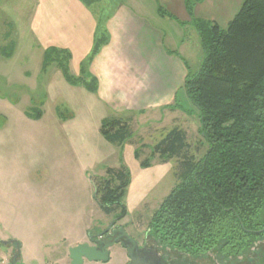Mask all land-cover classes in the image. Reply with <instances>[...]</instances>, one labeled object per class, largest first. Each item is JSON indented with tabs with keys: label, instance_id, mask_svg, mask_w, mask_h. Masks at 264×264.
Instances as JSON below:
<instances>
[{
	"label": "crops",
	"instance_id": "1",
	"mask_svg": "<svg viewBox=\"0 0 264 264\" xmlns=\"http://www.w3.org/2000/svg\"><path fill=\"white\" fill-rule=\"evenodd\" d=\"M132 1L139 9L118 0L100 21L92 1L37 0L30 18L34 36L30 45L41 56L38 69L15 73L19 79L30 80L22 83L23 91L43 87L44 98H25L26 105L21 107L19 99L7 101L0 96V103L14 110L17 124L28 128L22 133L0 136L5 150L0 151V170H7L15 180L5 192L6 210L0 208V225L15 216L19 222L26 216L31 221L24 231L1 234L0 239L14 238L29 252L56 251L59 256L49 264H66L68 248L88 239L87 184L92 192V183L86 178L89 170L98 168L96 176H100L107 167L124 164L130 173L124 198L131 190L130 198L137 196L131 207L137 206L152 191V161L147 167L140 165V160L150 154L149 146L139 147L140 157L135 156V148L146 144L143 136L161 135L176 126L184 130L188 141L182 122L188 118L187 109L178 103V95L182 93L189 100L183 83L190 71L183 54L196 57L193 45L200 54V34L184 0H161L164 5L159 0ZM175 3L180 5L181 18L173 12ZM241 3L242 0H202L194 5L193 18L226 27ZM158 6L166 14H160ZM98 31L104 41L90 57ZM166 38L174 49L165 47ZM49 47L66 50L70 74L94 80L96 90L88 89L83 82H68L55 62L43 67L44 51ZM0 115L2 128L8 115ZM108 116L126 120L132 136L121 143L106 139L99 127ZM2 153L6 154L4 159ZM169 161L156 169L164 172V164ZM7 245L14 249V244Z\"/></svg>",
	"mask_w": 264,
	"mask_h": 264
},
{
	"label": "trees",
	"instance_id": "2",
	"mask_svg": "<svg viewBox=\"0 0 264 264\" xmlns=\"http://www.w3.org/2000/svg\"><path fill=\"white\" fill-rule=\"evenodd\" d=\"M201 1L184 0L203 57L198 70L187 73L183 88L197 109L206 150L196 157L184 130L175 126L149 145L140 165L149 166L155 156L176 161L175 184L148 220L154 243L191 257L216 249L227 256L244 252L264 234V0H242L226 27L193 18V7ZM158 11L166 14L161 6ZM103 41L98 31L90 57ZM68 59L66 50L49 47L42 66L55 62L68 82H83L95 91L94 80L70 74ZM99 130L113 143L132 136L126 120L117 116L103 118ZM143 145L135 148L136 158ZM129 182L124 164L92 177L93 199L103 213L113 214L110 225L127 213L123 198Z\"/></svg>",
	"mask_w": 264,
	"mask_h": 264
},
{
	"label": "rangeland",
	"instance_id": "3",
	"mask_svg": "<svg viewBox=\"0 0 264 264\" xmlns=\"http://www.w3.org/2000/svg\"><path fill=\"white\" fill-rule=\"evenodd\" d=\"M92 1V9L95 12L99 13L100 21H103L107 13L113 8V6L118 2V0H90ZM131 3L137 8L138 5L132 0H120ZM37 0H0V96L6 98L7 101H11L13 99H19L18 105L24 107L26 104L24 99H43L44 96V88H39L38 91H23L21 85L22 83H29L30 80H25L20 78L19 75L15 72L24 70H29L31 73L35 72L38 69V62L41 59V56L36 51V48L31 47L32 39L34 36L32 35V27L30 23V18H32V14L37 7ZM159 3L161 0H159ZM164 5V4H162ZM194 8V7H193ZM173 12L178 16L182 17V13L180 12V5L173 4ZM194 17V15H193ZM32 32V33H31ZM165 47L167 49H174L172 43H169L167 38L164 41ZM194 52L197 54L196 57H188L185 53L183 57L186 59L188 64V69L190 72H195L197 70L198 65L202 59V49L200 50V54L194 47ZM10 53V54H6ZM12 55V56H11ZM10 56L11 58H9ZM9 59H8V58ZM24 76V75H23ZM38 81L40 80V75L38 76ZM43 79V77H42ZM47 79V77H46ZM43 81H45L43 79ZM19 84V85H18ZM43 86V85H42ZM26 90V89H25ZM27 93V94H25ZM179 93L178 95V103L181 104L182 107L186 108L185 112L186 120H182L184 123L183 126L187 129V137L188 141L191 144L192 151L196 155V157H200L206 150V144L203 142L199 132H197V126H199L198 121V112L194 109V105L190 103L188 99H185ZM46 95V94H45ZM43 96V97H42ZM47 97V95H46ZM183 97V98H182ZM182 98V99H181ZM32 105H35L34 101ZM5 103H0V114L6 113L8 115V122L5 123L2 128L1 125L3 122V116L0 115V136L4 137L7 135L22 133L24 130L28 128L17 124V118L14 116V110H11ZM38 106V105H37ZM191 108V109H190ZM63 110V109H62ZM64 113H68L63 110ZM180 121V120H178ZM3 122V123H2ZM179 125H182L181 122H178ZM6 125V126H5ZM152 131L154 129V125H152ZM158 133H152V136L144 135L146 146L152 145L157 140L160 139L161 135ZM152 137L150 139V137ZM151 140V141H150ZM143 145V146H144ZM0 151L3 152L4 146L0 143ZM5 153H2V159L5 157ZM146 156H149L146 155ZM112 162L113 160H108ZM152 161V191L148 193V196L139 203L137 206L131 207V204L136 203L137 196L134 198H130L129 193L125 198H123V203L128 206V213L125 217L119 220L115 225L119 227H123L126 232H128L129 236L133 237L138 245L142 242H145L144 246L152 245L155 247L161 255L162 261H166V257H175L178 256V251L170 250V249H162L158 245H156L152 239V237L148 234L147 225L148 220L152 211L158 206L159 202L166 195V193L170 190V188L175 184V175L174 169L176 161L175 159H171L169 162L164 164L165 171L160 173V169H156L157 167H161L162 162L160 159L155 156ZM5 167V166H4ZM3 168V167H2ZM6 169V168H5ZM132 170V168H131ZM98 168H94L89 170L86 174V178L88 182L92 183L90 180V176H96L98 174ZM136 169L133 170V174L136 175ZM160 173V174H159ZM39 177V175H38ZM136 178V176H134ZM9 184H15V180L9 175L7 170H0V208L6 210V202L4 201V195L7 189L9 188ZM91 187L87 184V224H88V232L91 233H100L103 232L108 226L112 219L111 214L103 213L95 200L93 199V183H92V192L90 191ZM130 205V206H129ZM130 207V208H129ZM264 218V210L262 214ZM31 221L26 216L23 218L21 222L17 216L12 217L11 220L7 223H1L0 225V235L6 233H17L22 232L30 225ZM9 224V225H8ZM80 224V223H79ZM78 224V226H79ZM4 227V228H3ZM13 231V232H11ZM19 235V234H16ZM23 235V234H22ZM111 237V236H110ZM261 242V241H258ZM148 246V247H152ZM13 246L12 245H3L0 244V264H7L8 261L11 260V256L13 254ZM54 250V249H53ZM12 251V253H11ZM169 251V252H168ZM214 251H211L205 255H203L202 259H197V264H213L215 262V258L213 256ZM182 255V254H179ZM59 255L56 251H52L51 249H47L42 254L29 252L24 247H20V260L17 264H49L53 259L58 257ZM191 261L194 258L190 256H186ZM127 251L122 245L114 244L109 249V259L107 261H87L84 260L83 264H126L128 262ZM195 263V264H196ZM53 264V263H51Z\"/></svg>",
	"mask_w": 264,
	"mask_h": 264
},
{
	"label": "water",
	"instance_id": "4",
	"mask_svg": "<svg viewBox=\"0 0 264 264\" xmlns=\"http://www.w3.org/2000/svg\"><path fill=\"white\" fill-rule=\"evenodd\" d=\"M118 231L121 234L114 236V232ZM112 239L106 241L101 238L103 234L90 235L88 234L87 241L79 242L68 248L69 261L66 264H83L87 261H107L109 259V249L116 243L122 244L127 250L129 258L126 264H161V255L155 247H138L137 241L129 236L123 227L112 229ZM3 245L14 244V251L11 260L7 264H17L20 260V246L16 239L7 238L0 239ZM61 264V263H54Z\"/></svg>",
	"mask_w": 264,
	"mask_h": 264
},
{
	"label": "flooded vegetation",
	"instance_id": "5",
	"mask_svg": "<svg viewBox=\"0 0 264 264\" xmlns=\"http://www.w3.org/2000/svg\"><path fill=\"white\" fill-rule=\"evenodd\" d=\"M117 227L119 226L115 224L114 225L109 224V226L103 232H100V233L88 232V234L90 235L103 234L101 238L106 241H110L112 239V235L110 237V235H107V234H112V229L117 228ZM260 229H263L264 231V226H262ZM113 234L114 236H118L121 233L118 231H115ZM127 234L129 233L127 232ZM258 241H261V242H258ZM144 243L145 242H142L140 245H138V247L139 248L143 247L145 245ZM148 246H152V245H146V247ZM178 253L182 255L178 254V256H175V257L168 256L166 257V261L165 262L162 261L161 264H195L199 259L203 258V255H199L197 257H192L194 258V260L191 261L190 259L184 256L186 254H183L181 252H178ZM186 256H189V255H186ZM213 256L215 258V262H213V264H264V234H262L256 240H254L251 246L247 248L246 250H244V252L242 253H239V254L230 253L229 255L224 256L219 251V249H216L214 251Z\"/></svg>",
	"mask_w": 264,
	"mask_h": 264
}]
</instances>
